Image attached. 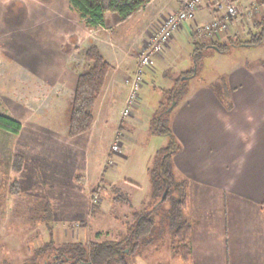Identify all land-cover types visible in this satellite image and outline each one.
<instances>
[{
    "label": "rangeland",
    "instance_id": "obj_1",
    "mask_svg": "<svg viewBox=\"0 0 264 264\" xmlns=\"http://www.w3.org/2000/svg\"><path fill=\"white\" fill-rule=\"evenodd\" d=\"M180 4L181 0L175 11ZM243 13L239 8L236 18L218 35L197 32L202 23L196 22V37L192 34L196 42L210 45L200 53L194 51L188 21L173 34L161 55L174 37L184 33L183 29L188 35H183L185 38L179 40L178 46L174 45L176 50L168 65H155L153 73L149 67L144 69L143 87L136 103L140 107L132 109L142 120L138 129L116 126L124 110L123 99L118 107H109L104 113L102 89L93 109L92 136L93 124L87 131L70 136L77 78L92 65L86 57L87 49L98 46L111 64L105 85L113 86L123 77L129 83V96L136 69L123 75L124 61L138 60L169 14L162 17L150 35L141 38L140 26L145 15L123 24L110 15L108 24L93 27L87 25L70 0H0V112L22 123L19 133L0 128V264H32L35 252L48 246L36 259L37 264H44L54 254L52 243H77L89 248L94 242L117 241L128 235L135 221L134 213L155 204L152 186L147 184L149 168L154 166L156 152L169 141L166 136L152 134L149 127L151 118L168 105V90L184 76L189 77L185 80L188 88L192 84L210 85L214 76L226 74L236 60L264 53V46L247 48L245 41L254 20L264 13H244L241 24H234L237 29L231 31V22ZM214 44L223 51L211 46ZM241 64L246 65L244 61ZM180 68L187 70L182 72ZM127 116L123 114V118ZM104 119L106 126L102 124ZM117 141L118 151L113 148ZM18 153L24 157L22 173L15 168ZM14 181L19 183L18 191ZM177 190L171 199L157 206L151 234L135 252L126 254L127 264H185L178 254L174 234L179 221L187 220V216L174 219L171 215L173 198L180 197ZM141 197L143 205L138 200ZM191 225L190 235L192 222ZM190 235L188 264L193 259Z\"/></svg>",
    "mask_w": 264,
    "mask_h": 264
},
{
    "label": "crops",
    "instance_id": "obj_2",
    "mask_svg": "<svg viewBox=\"0 0 264 264\" xmlns=\"http://www.w3.org/2000/svg\"><path fill=\"white\" fill-rule=\"evenodd\" d=\"M212 1L204 0L194 22L187 23L195 42L196 22L203 25L214 16ZM235 1L240 12L247 15L264 13V0ZM178 6V0H151L124 20L106 12V24L110 15L118 24L145 15L139 33L143 38ZM244 13L231 22V31L236 28L234 24H241ZM183 32L174 37L164 55L154 57L149 71L153 73L155 65H168L171 53L176 50L174 45L178 46L179 40L188 35L186 28ZM257 45L264 46V38L260 44L246 47ZM243 61L245 66L241 64ZM136 67L137 58H126L123 75ZM180 70L185 72L187 68ZM224 73L214 76L210 85L192 84L170 115V126L181 143L172 159L174 175L178 182L186 184L188 203L183 215L193 223L192 264H264V53L246 55ZM103 89L104 113L109 107H118L122 99L126 104L129 83L123 77ZM139 107L140 103L134 110ZM138 116L134 111L123 118L122 111L115 125L136 130L142 122ZM102 124L106 126V119ZM93 129L94 124L91 136ZM128 182L135 184L132 180ZM147 184L152 186L150 178ZM138 200L140 205L144 204L142 197Z\"/></svg>",
    "mask_w": 264,
    "mask_h": 264
},
{
    "label": "trees",
    "instance_id": "obj_3",
    "mask_svg": "<svg viewBox=\"0 0 264 264\" xmlns=\"http://www.w3.org/2000/svg\"><path fill=\"white\" fill-rule=\"evenodd\" d=\"M151 0H70L71 4L78 9L81 16L86 20L88 26H105L106 12H112L121 19H127L135 12L147 5ZM180 1V0H179ZM215 2V0H214ZM249 39L246 44H260L264 38V15L254 20V27L249 32ZM194 42L196 52H201L210 45L206 43ZM218 50H222L216 44ZM223 51V50H222ZM86 57L92 60L91 67L82 72L76 82L75 93L72 100V107L69 120V135L76 136L91 128L94 122L93 109L102 89L107 81L111 64L104 58L98 46L93 45L86 51ZM190 76V75H189ZM189 77L184 76L178 79L176 85L169 91L170 97L168 105L162 108L159 113L150 120V132L154 135L166 136L168 145L160 148L155 156L154 166L149 168L152 194L155 204L153 208H145L134 213L135 221L129 228V233L124 239L117 241L94 242L88 248L84 244L52 243L54 254L46 259L44 264H111L116 261L119 264H127L125 256L135 252L144 240L151 234L154 225V212L158 205L165 203L175 190L180 191L179 198H173L174 219L182 218L184 208L188 203L186 184L175 179L173 169V156L181 149V143L174 134L170 126V113L187 94L188 87L186 81ZM0 128L12 133H19L22 130V123L7 114L0 112ZM18 163L16 170L19 173L24 171V157L18 153L16 155ZM15 190H19V183L14 181ZM15 190L13 189L14 193ZM177 190V191H178ZM191 222L187 220L179 221L174 237L178 242V254L185 264L190 258V248L187 245L189 233L191 232ZM48 246L37 250L32 256V264H37L36 259L39 254L45 253ZM31 264V263H30ZM39 264V263H38Z\"/></svg>",
    "mask_w": 264,
    "mask_h": 264
},
{
    "label": "built area",
    "instance_id": "obj_4",
    "mask_svg": "<svg viewBox=\"0 0 264 264\" xmlns=\"http://www.w3.org/2000/svg\"><path fill=\"white\" fill-rule=\"evenodd\" d=\"M202 2L203 0H181L179 10L167 15L152 34L148 44L139 54L131 91L123 110L124 115H130L132 109L136 106L139 90L143 82L144 69L153 65L154 57L162 53L166 43H168L173 34L180 30L187 21L193 20L196 17L198 10L203 4ZM236 3L234 0H215L212 4L215 18L210 23L197 27V32L201 31L210 35L212 33L218 35L219 31L226 30L229 22L239 14L238 4ZM113 148L117 151L120 150L118 141L114 144Z\"/></svg>",
    "mask_w": 264,
    "mask_h": 264
}]
</instances>
